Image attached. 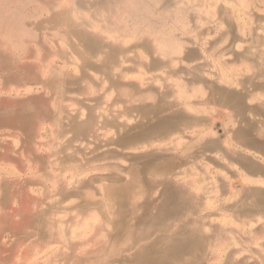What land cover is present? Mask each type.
Returning <instances> with one entry per match:
<instances>
[{
	"label": "rangeland",
	"instance_id": "1",
	"mask_svg": "<svg viewBox=\"0 0 264 264\" xmlns=\"http://www.w3.org/2000/svg\"><path fill=\"white\" fill-rule=\"evenodd\" d=\"M0 264H264V0H0Z\"/></svg>",
	"mask_w": 264,
	"mask_h": 264
}]
</instances>
